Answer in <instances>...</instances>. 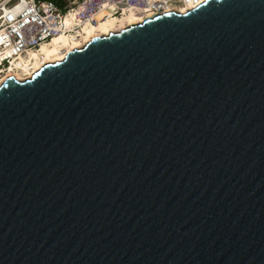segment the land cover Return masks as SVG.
I'll use <instances>...</instances> for the list:
<instances>
[{"label": "water", "instance_id": "95a60500", "mask_svg": "<svg viewBox=\"0 0 264 264\" xmlns=\"http://www.w3.org/2000/svg\"><path fill=\"white\" fill-rule=\"evenodd\" d=\"M0 264H264V0L4 79Z\"/></svg>", "mask_w": 264, "mask_h": 264}, {"label": "built area", "instance_id": "2783aa9c", "mask_svg": "<svg viewBox=\"0 0 264 264\" xmlns=\"http://www.w3.org/2000/svg\"><path fill=\"white\" fill-rule=\"evenodd\" d=\"M204 1L0 0V75L12 72L19 56L35 50L53 36L79 37L83 25L95 24L106 16L121 15L125 9L157 12L155 15H158L170 12L164 10L174 5L191 4L189 9H192ZM67 16L71 20L69 25L65 22Z\"/></svg>", "mask_w": 264, "mask_h": 264}, {"label": "bare ground", "instance_id": "6f19581e", "mask_svg": "<svg viewBox=\"0 0 264 264\" xmlns=\"http://www.w3.org/2000/svg\"><path fill=\"white\" fill-rule=\"evenodd\" d=\"M192 7L191 4L174 5L166 11L185 12ZM157 12H137L133 9H125L121 15L106 16L99 19L95 24H85L79 31L80 36L70 38L69 35L59 34L52 37L50 41L44 42L35 50L21 55L16 63V69L9 73H1L0 84L9 76L17 80L29 79L38 69L46 63H53L64 59L66 53L72 49L80 48L95 36L108 35L117 32L130 25L138 24L147 18L153 17ZM66 24H71L70 17H65Z\"/></svg>", "mask_w": 264, "mask_h": 264}]
</instances>
